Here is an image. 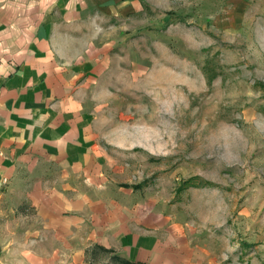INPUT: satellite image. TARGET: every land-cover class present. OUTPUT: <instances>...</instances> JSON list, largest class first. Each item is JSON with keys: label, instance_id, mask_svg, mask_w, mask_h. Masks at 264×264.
<instances>
[{"label": "rangeland", "instance_id": "374dc122", "mask_svg": "<svg viewBox=\"0 0 264 264\" xmlns=\"http://www.w3.org/2000/svg\"><path fill=\"white\" fill-rule=\"evenodd\" d=\"M99 33L85 107L114 181L156 204L170 252L197 239L172 264H264V0H110Z\"/></svg>", "mask_w": 264, "mask_h": 264}, {"label": "crops", "instance_id": "0c3cea01", "mask_svg": "<svg viewBox=\"0 0 264 264\" xmlns=\"http://www.w3.org/2000/svg\"><path fill=\"white\" fill-rule=\"evenodd\" d=\"M109 5L0 0V264H60L63 251L77 264L96 247L130 264L198 255L191 236L170 252L156 204L127 198L98 144L85 104Z\"/></svg>", "mask_w": 264, "mask_h": 264}, {"label": "built area", "instance_id": "2783aa9c", "mask_svg": "<svg viewBox=\"0 0 264 264\" xmlns=\"http://www.w3.org/2000/svg\"><path fill=\"white\" fill-rule=\"evenodd\" d=\"M3 251V245L0 243V255L2 254Z\"/></svg>", "mask_w": 264, "mask_h": 264}]
</instances>
